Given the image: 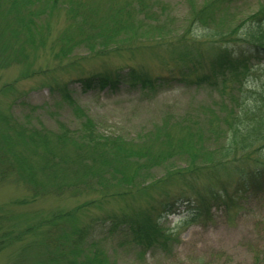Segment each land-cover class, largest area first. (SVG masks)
Instances as JSON below:
<instances>
[{
	"label": "rangeland",
	"instance_id": "obj_1",
	"mask_svg": "<svg viewBox=\"0 0 264 264\" xmlns=\"http://www.w3.org/2000/svg\"><path fill=\"white\" fill-rule=\"evenodd\" d=\"M16 1L14 7L18 16L31 20L35 38L33 44L23 40V30L11 9V0H0V30L3 29L7 39L11 37L10 30L21 33L10 39L13 51L17 52L23 46V56H15V52L10 59L2 56L6 64L0 67L1 110L6 111L17 100L12 111L19 123L40 124L49 130L57 129L59 123L78 127L80 121L74 116L83 111L91 116L99 130L148 144L149 134L156 131H169L172 138H176L175 133L177 137L187 132L199 133L204 151L211 150L217 155L215 149L221 137L219 126L215 130L208 128L210 123L217 122V116L225 114L223 110L228 111L219 104L221 79L215 83L201 80L205 74L211 75L210 64L201 70L187 72L177 56L184 44L173 43L187 30L193 38L202 40L204 31L199 23L191 22V10H199L203 0H144L143 10H138V1L135 0H128L130 6L124 0H117L118 3L116 0L108 3L107 0H32L31 5L25 0ZM260 4L264 5V0H232L224 4L227 8L224 13L215 14L216 21L211 28L228 32L243 23ZM118 7L133 12L130 17L129 13L124 14L121 23L137 27L136 42L118 48L112 43L101 48L97 41L89 50L91 42L84 37L109 33L110 23L106 18H109L110 10ZM38 9L45 10L43 15L28 14L38 13ZM147 30L153 33L145 36ZM238 34L233 40H240ZM124 37L127 38L128 33L122 32L115 39ZM154 38L157 47L152 46L156 42ZM221 38L220 35L215 37L218 41ZM206 54L207 51L203 52ZM173 67L179 74L171 72ZM130 69H136V73L151 79L159 76L167 79L152 89L132 86L129 84ZM225 75L235 92L239 86L247 91L264 90V59H248L247 68L227 70ZM97 76L110 79L119 76L121 79L115 81L114 87L92 89L85 88L80 82ZM63 88L69 89L73 101L81 109L77 113H73ZM21 102L23 106L18 105ZM33 106L42 108L33 109ZM202 150L199 147V151ZM44 175L42 172L39 177L45 178ZM163 175L161 167L150 169L147 176L153 179L146 180L144 186L156 181L155 186L148 188L147 192L137 193L133 189L131 194L119 199L116 195L109 196L110 189L115 193L118 188L92 189L95 193L67 189L57 192L50 186L35 189L25 178L6 171L5 178H0V235L7 231L14 233L12 236L19 235L35 220L49 218L59 211L77 209L79 226H88L89 238L103 249L109 264H264V183L259 190L233 188L229 194L234 199L232 205L219 201L194 218L191 213L193 204L185 205L182 201L165 216L160 213L157 220L153 213L151 219L156 220L161 228L159 239L168 242L153 246L142 255L139 246H130L129 235H126L127 240L120 236L121 230L117 235L108 234L112 215L120 218L140 214L156 204L154 202L163 196L164 188L172 193L189 191L177 178L165 185L160 180ZM194 184L199 185V180ZM96 185L101 186L100 180H93L89 187ZM137 217L142 220L146 216ZM50 227V224L43 225L37 234L27 233L12 241L0 251V264H37L44 250L33 247L31 241L38 240L40 233ZM64 227L68 229L69 225ZM27 244L33 248L20 255Z\"/></svg>",
	"mask_w": 264,
	"mask_h": 264
},
{
	"label": "trees",
	"instance_id": "obj_2",
	"mask_svg": "<svg viewBox=\"0 0 264 264\" xmlns=\"http://www.w3.org/2000/svg\"><path fill=\"white\" fill-rule=\"evenodd\" d=\"M56 1L52 0V2ZM109 1L115 0H107V3ZM135 1H138V10H143L144 0ZM25 2L32 4V0H25ZM231 2L232 0H203L199 10H191V22L199 23V27L204 31L202 40L193 38L187 30L173 42L184 44L177 54L183 69L191 72L195 69L201 70L205 65L210 64L211 75L205 74L201 80L206 82L212 80L215 83L221 79L219 104L228 111L223 110L222 113L225 114L217 116L218 123H210L208 128L215 130L219 126L218 133L221 137L215 149L217 155L211 150L204 151L202 140L199 141V133L187 132L181 137L180 135L177 137L175 133L176 138H172L169 131H156L149 134L148 141L145 140L150 141V144L141 143L139 140L134 141L135 138L128 140L121 135L99 130L91 116L85 115L83 111L74 116L76 121H80L78 127L72 128L59 123L57 129L49 130L40 124L39 126L21 124L12 111L17 101L15 100L10 105L11 108L9 107L6 111L0 109V178H5L6 171L14 172L20 178H25L35 189L50 186L51 189L58 190L57 192L67 189L72 192L95 193L92 189L118 188L119 190H115V193L110 189L109 196L116 195L119 199H123L127 194H131L133 189L137 193L147 192L148 188L155 186L156 181L144 186L147 183L146 180L153 179L147 176L149 170L163 168L164 175L160 180L165 185L177 178L183 181L184 187L189 188V191L184 189L172 193L164 188L163 196L149 209H144L143 212L134 216L129 214L128 217L122 215L118 218L112 215L109 219L107 233L117 235L118 230H121L120 236L125 240L129 239L126 236L129 235L130 246H139L141 255L153 246L168 242L159 239L161 228L156 220L160 217V213L165 216L174 210L180 201L185 205L193 204L191 213L194 218L219 201L232 205L234 199L229 194L233 188L242 190L250 187L252 190H259L264 183V90L247 91L239 86L235 92V88L227 83L225 72L238 67L247 68L248 59H264V5L260 4L243 23L228 32L221 33L213 30L211 27L216 21L215 14L224 13L227 10L224 4ZM11 3V9L17 15V22L21 24L23 30L21 32L24 36L23 40L33 44L35 34L30 27L31 20L18 16V11L14 7L18 1L11 0ZM124 3L128 4V0H124ZM88 5H92L91 2H88ZM128 5L130 6L131 3L129 2ZM124 9L118 7L110 10L109 18H106L110 23L109 33H101V35L97 33V35L84 37L91 42L88 44L92 46L88 48L89 50L97 41L100 42L101 48H107L112 43H115V48H118L136 42L137 27L133 24L121 23L124 14L129 13V17L133 15L132 11L128 12ZM43 10L38 9V13L28 14L43 15L45 12ZM224 16L227 20L226 13ZM149 18L151 19L150 16ZM108 22L106 24L109 26ZM105 29L106 26L103 32ZM2 30H0V67L6 64L3 61L4 56L10 59L14 52L15 56H23L21 52L23 46H20L16 52L9 44L12 42L10 39H15L21 33L10 30L11 37L7 39ZM241 30L242 32L238 34ZM122 32L128 33V37L122 40L115 39V36ZM152 33L153 31L147 30L146 34H143L148 36ZM236 33L240 36V40H233L237 37ZM217 35L222 37L219 41L215 39ZM78 40L82 41L80 38ZM156 40L154 38V41ZM153 43V47L158 45L157 41ZM163 43L166 45V42ZM206 51V55L211 51L207 57L203 55ZM175 69L173 67L170 70L173 74H179ZM129 71L131 76L129 84L140 86V88L152 89L162 80L167 79L165 76L151 79L136 73L138 72L136 69ZM120 79L119 76L115 79L97 76L81 79L80 82L85 88L92 89L114 87L115 81ZM7 87L10 88V86ZM62 90L73 113L80 111L69 89ZM23 104L21 102L18 105L23 106ZM37 107L42 108V106L32 108ZM199 147L203 149L202 152L199 151ZM181 164L185 166L180 167ZM42 172L45 173V178L39 177ZM93 180H100L102 187L99 185L89 187ZM197 180L199 185L194 184ZM76 210L59 211L50 215L49 218L35 220L19 235L12 236L14 233L11 231L4 232L0 235V251L21 236L27 233L37 234L36 232L43 225L50 224L51 227L40 233L38 240L31 241L33 247H42L44 250L37 264H109L108 256L103 249L99 247V244L94 243L93 238H89L88 226H79ZM153 213L156 214L154 221L151 219ZM143 214L146 216L145 219L141 220L137 217ZM66 224L69 225L68 229L64 227ZM31 245H25L20 255L24 254L25 250L32 249Z\"/></svg>",
	"mask_w": 264,
	"mask_h": 264
}]
</instances>
